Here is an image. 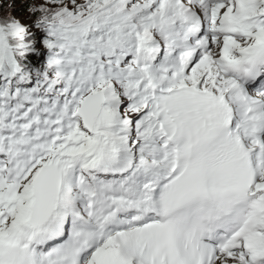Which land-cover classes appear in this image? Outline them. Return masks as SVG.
Wrapping results in <instances>:
<instances>
[{"label":"snow or ice","instance_id":"snow-or-ice-1","mask_svg":"<svg viewBox=\"0 0 264 264\" xmlns=\"http://www.w3.org/2000/svg\"><path fill=\"white\" fill-rule=\"evenodd\" d=\"M0 264H264V0H0Z\"/></svg>","mask_w":264,"mask_h":264}]
</instances>
